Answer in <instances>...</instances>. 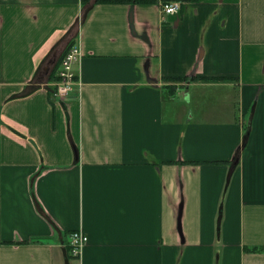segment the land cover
<instances>
[{"label":"crops","instance_id":"crops-1","mask_svg":"<svg viewBox=\"0 0 264 264\" xmlns=\"http://www.w3.org/2000/svg\"><path fill=\"white\" fill-rule=\"evenodd\" d=\"M170 1L0 0V264H264V0Z\"/></svg>","mask_w":264,"mask_h":264},{"label":"built area","instance_id":"built-area-1","mask_svg":"<svg viewBox=\"0 0 264 264\" xmlns=\"http://www.w3.org/2000/svg\"><path fill=\"white\" fill-rule=\"evenodd\" d=\"M182 3L179 0L162 2L161 8L164 14H175L179 11ZM82 51L78 43L71 44L64 52L59 69V80L55 85V96L66 98L72 92L79 88L81 80L75 71V65L80 61ZM68 247L72 256L81 258L85 246L88 244L89 237L84 229L79 228L67 234Z\"/></svg>","mask_w":264,"mask_h":264},{"label":"trees","instance_id":"trees-1","mask_svg":"<svg viewBox=\"0 0 264 264\" xmlns=\"http://www.w3.org/2000/svg\"><path fill=\"white\" fill-rule=\"evenodd\" d=\"M111 1H119V0H111ZM69 46H70V44L66 47V49H67ZM66 49L64 50V52L66 51ZM64 52L61 54L60 59H59V60L57 61V63H56V66L60 63L61 58H62ZM55 78L59 79V76H56V75H55V70H53V71L51 72V75H50L49 79H50V80H53V79H55ZM254 249L257 250V247H254ZM260 250H261V249H260ZM262 250H263V249H262Z\"/></svg>","mask_w":264,"mask_h":264},{"label":"water","instance_id":"water-1","mask_svg":"<svg viewBox=\"0 0 264 264\" xmlns=\"http://www.w3.org/2000/svg\"><path fill=\"white\" fill-rule=\"evenodd\" d=\"M181 213H182V205L180 206V213H179V220H178V228H179V231H180V233H181V235H182V226H181Z\"/></svg>","mask_w":264,"mask_h":264}]
</instances>
